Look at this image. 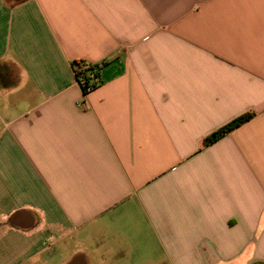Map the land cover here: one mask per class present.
I'll use <instances>...</instances> for the list:
<instances>
[{"label":"crops","instance_id":"0c3cea01","mask_svg":"<svg viewBox=\"0 0 264 264\" xmlns=\"http://www.w3.org/2000/svg\"><path fill=\"white\" fill-rule=\"evenodd\" d=\"M74 263L264 264V0H0V264Z\"/></svg>","mask_w":264,"mask_h":264},{"label":"built area","instance_id":"2783aa9c","mask_svg":"<svg viewBox=\"0 0 264 264\" xmlns=\"http://www.w3.org/2000/svg\"><path fill=\"white\" fill-rule=\"evenodd\" d=\"M94 65L95 63L78 60L72 66L76 83L83 96L100 84V64L97 68H93Z\"/></svg>","mask_w":264,"mask_h":264},{"label":"trees","instance_id":"16d2710c","mask_svg":"<svg viewBox=\"0 0 264 264\" xmlns=\"http://www.w3.org/2000/svg\"><path fill=\"white\" fill-rule=\"evenodd\" d=\"M75 63H77V61H74L73 62V64H75ZM97 67H99L98 64H95L93 68H97ZM100 67H101V64H100ZM250 115L251 114H249V113H247L245 115H242V116L234 119L233 121H231L229 124L225 125L224 127H221L220 129L212 132L207 137H205V139L203 141V144H208V143L213 142L214 140H216L218 137H220L224 133L228 132L233 127L238 126L243 121H245L246 119H248L250 117Z\"/></svg>","mask_w":264,"mask_h":264},{"label":"flooded vegetation","instance_id":"af4514ba","mask_svg":"<svg viewBox=\"0 0 264 264\" xmlns=\"http://www.w3.org/2000/svg\"><path fill=\"white\" fill-rule=\"evenodd\" d=\"M80 258H81V257H80ZM80 258H79V259H80ZM75 261H78L77 258H75L73 262H75ZM74 264H78V263H74Z\"/></svg>","mask_w":264,"mask_h":264}]
</instances>
